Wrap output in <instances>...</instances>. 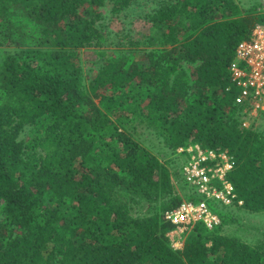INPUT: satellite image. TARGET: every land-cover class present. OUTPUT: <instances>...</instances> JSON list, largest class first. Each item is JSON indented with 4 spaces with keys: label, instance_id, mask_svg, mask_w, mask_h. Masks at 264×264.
I'll return each instance as SVG.
<instances>
[{
    "label": "trees",
    "instance_id": "1",
    "mask_svg": "<svg viewBox=\"0 0 264 264\" xmlns=\"http://www.w3.org/2000/svg\"><path fill=\"white\" fill-rule=\"evenodd\" d=\"M141 1L0 0V264H264V241L224 234L212 203L224 223L175 249L166 212L199 199L178 194V160L134 140L227 153L237 201L264 213V136L242 128L229 70L264 0H160L143 48L102 52L85 83L101 8Z\"/></svg>",
    "mask_w": 264,
    "mask_h": 264
},
{
    "label": "built area",
    "instance_id": "2",
    "mask_svg": "<svg viewBox=\"0 0 264 264\" xmlns=\"http://www.w3.org/2000/svg\"><path fill=\"white\" fill-rule=\"evenodd\" d=\"M229 70L231 81L238 89L235 104L242 108L238 116L241 126L245 130L258 131L264 120L263 24L257 25L251 37L238 44ZM175 157L181 164L178 169L181 182L192 190V198L199 199L197 202L185 199L165 215L179 236L177 240L173 239V247L183 250L187 234L197 224L203 223L209 230L222 224L221 217L210 208L209 203L226 208L241 207L243 203L237 201L234 185L228 178L233 161L227 153L196 145L177 149Z\"/></svg>",
    "mask_w": 264,
    "mask_h": 264
},
{
    "label": "rangeland",
    "instance_id": "3",
    "mask_svg": "<svg viewBox=\"0 0 264 264\" xmlns=\"http://www.w3.org/2000/svg\"><path fill=\"white\" fill-rule=\"evenodd\" d=\"M159 2L160 0H142L140 4L132 6L129 11L118 14L112 11V6L110 4L106 5L105 8H101L103 18L98 21L97 25L101 29L103 36L99 41V46L82 49L78 55L85 83L88 84L91 79L95 77L103 61L100 56L102 52H108V57L111 51H115L116 48H119L120 44L124 45L126 51H132V49H137L139 51L143 48L142 44L138 42H142V40L149 35L151 27V23L146 16ZM245 4L247 5V3ZM260 11H262V9ZM133 43L140 47H135L132 45ZM156 47L157 46H155V48ZM189 69H192V67H189ZM111 115L112 114H110V116ZM112 118L114 119V117ZM259 126L260 128L258 131H261V134L264 136V120L261 121ZM30 131V129H26L22 133L20 139L29 142L33 136ZM134 140L150 153L158 156L161 161L171 160L172 163L175 160L179 161V158L174 157V154L168 149H165L163 144H161L154 135L150 133L147 134L144 129H138V134L134 137ZM122 147L123 146L120 145L121 149ZM178 163H180V161ZM175 183L177 192L180 196L186 197L192 195V190L189 187L182 185L181 182H177L176 179ZM215 208L227 215L226 224L222 228L224 234L239 237L251 245H257L264 241V213L250 214L239 206L231 209H226L222 206ZM223 223L224 221L222 220V224ZM168 236L173 246V241L171 240L173 236L171 233H169ZM178 237L179 236L175 235L174 239L177 240Z\"/></svg>",
    "mask_w": 264,
    "mask_h": 264
},
{
    "label": "crops",
    "instance_id": "4",
    "mask_svg": "<svg viewBox=\"0 0 264 264\" xmlns=\"http://www.w3.org/2000/svg\"><path fill=\"white\" fill-rule=\"evenodd\" d=\"M170 233H173V234H174V235H173V234H171V235L173 236V238H172L171 240L173 241V239H174V236H175V235L177 236V233H175L174 231H172V232H170ZM172 236H171V237H172Z\"/></svg>",
    "mask_w": 264,
    "mask_h": 264
}]
</instances>
